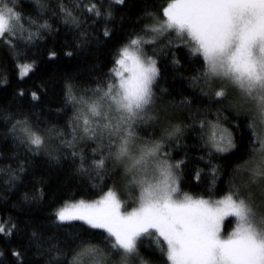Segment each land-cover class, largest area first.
Listing matches in <instances>:
<instances>
[{
    "label": "trees",
    "instance_id": "trees-1",
    "mask_svg": "<svg viewBox=\"0 0 264 264\" xmlns=\"http://www.w3.org/2000/svg\"><path fill=\"white\" fill-rule=\"evenodd\" d=\"M168 3L12 0L9 6L15 5L25 23L22 33L17 29L15 36L0 40V225L5 228L0 233V264H71L85 243L99 249L107 264H123L103 230L56 218L57 210L67 203L95 200L113 189L123 195L127 188L122 165L106 160L103 169L92 167L107 139L73 141L69 126L77 106L67 101L66 88L70 85L78 98L91 97L98 85L114 82L111 70L120 49L131 39L148 37L143 29L162 18ZM92 5L101 11L100 16L87 11ZM43 23L49 27L39 28ZM29 33L35 34L31 41ZM170 41L166 37L147 45L156 58L159 76L153 84V102L135 127L179 163L180 193L218 199L241 182L247 183L246 169L252 165L246 161L258 159L253 151L259 150L261 122L234 89H224L225 97L215 96L221 88L202 76V58L189 45ZM24 64L33 68L21 77L19 68ZM16 121L26 122L42 135L44 144L39 149L28 144L19 127L13 130ZM211 125L230 133L235 147L217 152L208 140ZM49 128L56 132L49 135ZM67 141H73L70 147ZM82 163L86 171L81 170ZM234 221L228 219L225 229ZM149 245L148 239L138 242L136 264L142 260L170 263L164 253Z\"/></svg>",
    "mask_w": 264,
    "mask_h": 264
},
{
    "label": "snow or ice",
    "instance_id": "snow-or-ice-1",
    "mask_svg": "<svg viewBox=\"0 0 264 264\" xmlns=\"http://www.w3.org/2000/svg\"><path fill=\"white\" fill-rule=\"evenodd\" d=\"M10 4L12 0H0V40L6 35L15 36L17 29L24 31L21 13ZM61 11L71 16L66 9ZM87 11L96 16L102 14L95 5ZM162 14V23L143 29L152 33L151 39L137 37L120 49L111 70L114 82L98 85L91 97L78 98L70 85L66 88L67 101L74 107L80 106L69 126L73 141L78 131L83 133L81 138H106L100 158L93 160L92 167L103 169L106 160L122 165L140 190L138 206L122 211L121 200L109 190L93 202L66 204L57 210L56 218L61 223L82 221L91 229L103 230L123 264H127L128 257L139 256L138 242L142 239L150 240L149 247L154 245L164 253L170 264H264V218L256 219L251 191L247 196L241 195L244 188L264 185V139L260 140L258 153L253 151L258 159L246 161V165H252L246 169L247 183L241 182L221 199L209 200L180 193L174 173L179 163L173 165L162 159L166 157L162 145L150 144L134 131L153 102V84L159 76L156 61L143 54L142 46L152 45L156 37L172 31L177 38H186L185 43L192 45L191 52L202 58V76L235 88L264 124V0H170ZM28 22L37 24L31 18ZM38 27L49 26L43 23ZM33 35L29 33L27 40L31 41ZM6 42L11 44V40ZM32 68L31 64L20 66L19 75L27 76ZM32 95L38 98L35 93ZM215 96L225 97L226 92L221 88ZM17 127L28 144L37 149L44 144V137L26 122L16 121L13 130ZM47 132L52 135L56 130L49 128ZM208 140L217 152L235 147L231 134L217 125H211ZM73 141L65 143L70 147ZM244 169L245 165H241ZM81 170L86 171L83 163ZM226 218H234L235 227L224 238L221 232ZM3 232L5 228L0 225V233ZM71 264L107 261L99 249L85 243ZM141 264L145 262L142 260Z\"/></svg>",
    "mask_w": 264,
    "mask_h": 264
},
{
    "label": "rangeland",
    "instance_id": "rangeland-1",
    "mask_svg": "<svg viewBox=\"0 0 264 264\" xmlns=\"http://www.w3.org/2000/svg\"><path fill=\"white\" fill-rule=\"evenodd\" d=\"M164 16H162V18H160L159 20L155 21V23L153 25H157L159 23H162L164 21ZM138 37H143L144 39H151L152 38V33H149L148 37L147 36H138ZM166 37H169L170 40L172 42L174 41H178V42H181V43H185V40H182L180 38H177L176 35H175V32L172 31V32H169V33H165L164 36H158L156 37V41H158V39H162V38H166ZM171 42V43H172ZM129 44V43H128ZM127 44V45H128ZM186 44V43H185ZM148 44H144L142 46V50H143V54L146 56V57H152V59H154L156 61V58L154 56H152L151 54H149V49L147 47ZM187 45H189L190 47H192V45L190 43H188ZM126 46V45H125ZM156 66H157V61H156ZM158 68V66H157ZM215 83V85H217L219 88H223V89H229V90H232L234 89L235 91H237L235 88H233L231 85H229L227 82H221L219 80H215V79H212ZM237 93H239L237 91ZM240 94V93H239ZM241 95V94H240ZM242 97V96H241ZM244 100V99H243ZM248 105H250L248 103ZM150 106V105H149ZM148 106V107H149ZM251 106V105H250ZM79 105H77L76 109H75V114L77 112V110L79 109ZM148 109V108H147ZM147 109L145 110V112L142 114L144 116V114L147 113ZM260 121V120H259ZM139 121H137L136 125L138 124ZM261 126H262V131H260V136L258 137V141H259V147H260V140L261 139H264V124L261 123ZM134 131L136 133V135L141 138L142 140L144 141H147L148 143H157V142H151V141H148L146 138L142 137L139 133H137V130H136V127L134 126ZM80 134H83L82 132H77V138L76 139H80V140H84V138H81V136L79 135ZM83 137V136H82ZM85 139H88V138H85ZM106 140V138L104 139ZM162 153H165L164 150H163V146H162ZM162 159L163 158H166L168 160L169 163L175 165V163L173 161H171L167 155L166 157L162 156L161 157ZM179 168H174V173L178 179V182H179ZM125 173L127 175V181H126V184H127V188H126V191L125 193H123V195L118 192V190L116 189H113L112 191L116 192L118 198L121 200L122 202V211H131L133 208L137 207L138 206V197H139V194H140V190L139 188L134 184L132 183V178H131V174L127 173L126 170H125ZM264 185H262L261 187H256V186H252L250 189L248 188L247 189V192H244L243 194L241 193L242 196H247L248 195V192L251 191V193L253 194V209L256 213V219L259 221L260 219L264 218ZM126 196V197H125ZM193 197V196H192ZM224 197V196H223ZM221 197V198H223ZM101 198V197H100ZM177 198H180V197H177ZM194 199H199V197H193ZM221 198H218V199H221ZM99 199V198H98ZM203 199H207V198H203ZM97 200V199H95ZM95 200H90V201H87V200H84L86 202H93ZM209 200H217V199H209ZM78 202V201H76ZM71 203H75V202H71ZM69 204V203H67ZM66 205V204H65ZM63 205V206H65ZM61 206V207H63ZM60 207V208H61ZM59 208V209H60ZM230 219V218H226L225 221H224V224L222 226V232H221V235L224 237V238H227V236L230 234V232L234 229L235 227V221L233 223V225H231V227H229V229H225L226 228V223H227V220ZM235 220V219H234ZM135 258L136 256H131V257H128L127 259V264H136L135 263ZM137 264H141L140 262H138ZM170 264V263H169Z\"/></svg>",
    "mask_w": 264,
    "mask_h": 264
}]
</instances>
